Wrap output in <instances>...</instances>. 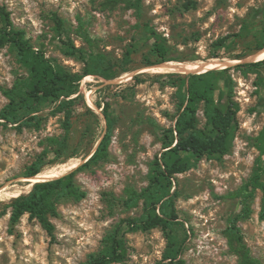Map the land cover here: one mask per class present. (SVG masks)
<instances>
[{"label":"rangeland","instance_id":"1","mask_svg":"<svg viewBox=\"0 0 264 264\" xmlns=\"http://www.w3.org/2000/svg\"><path fill=\"white\" fill-rule=\"evenodd\" d=\"M0 4L11 13L15 26L27 32L36 49L68 70L82 73L86 64L66 55L61 40L69 37L90 52L81 33L86 31L95 40L96 51L112 60L113 71L119 73L115 80L97 74L81 80L85 101L77 99L74 104L70 157L53 162L50 138H62L65 131L64 111H58L60 101L41 105L36 113L38 124L35 121L22 129L17 128L18 123L0 125V264H81L103 250L104 237L118 222L142 215L143 200L139 206L128 208L123 199L129 187L141 190L148 185L151 164L164 151L165 130L176 123L180 97L173 82L178 78L166 75L170 72L144 70L153 66L145 65L153 43L147 25L166 38L176 61L239 59L257 41L246 42L234 34L243 30L248 33L245 25L252 30L264 26V0H142L139 10L113 0H0ZM56 17L65 21L67 31L61 36L56 31ZM225 36H230L227 45H215ZM137 74L139 81L134 79ZM27 76V69L10 46L1 48L0 110L8 102L3 88L13 87ZM231 78L237 114L230 151L221 158H192L189 169L171 180L174 206L184 224L176 225L177 233L184 241L182 256L188 264H242V255L231 247L226 230L230 218L242 210L240 193L250 192L252 213L239 225L251 256L264 264L262 193L252 191L249 185L259 169L257 138L264 129V66L248 73L230 69L216 78L215 102L223 109L229 105ZM95 100L111 102L116 125L109 155L76 173V183L87 192L86 197L59 202L60 215L52 218L54 238L29 214L11 231L9 204L13 198L29 193L34 185L20 179L29 165L42 158V172L79 161L59 178L77 169L99 145L107 121ZM89 102L99 108H93L97 115L87 112ZM198 116L200 126H206L204 103ZM21 188L17 196L6 194ZM125 238L128 259L113 264H155L167 243L160 227L127 232Z\"/></svg>","mask_w":264,"mask_h":264},{"label":"trees","instance_id":"2","mask_svg":"<svg viewBox=\"0 0 264 264\" xmlns=\"http://www.w3.org/2000/svg\"><path fill=\"white\" fill-rule=\"evenodd\" d=\"M120 1L138 10L142 8V0H113L114 3ZM0 21V49L9 45L28 73L26 78L16 81L13 87L3 88V93L8 102L0 110V119H5V122H0V125L3 123V125L8 126L18 123L17 128L22 129L23 125H34L35 121L38 124L40 118L39 114L36 113L41 110V105L47 101H60L58 111H64L63 128L65 131L62 138H50V145L54 149L53 162H58L64 157H70L68 149L75 115L74 104L77 99L85 101L84 94L80 92L81 80L88 74L101 75L109 80L116 78L119 73L113 71L114 63L105 54L96 51L95 40L85 31L81 33L84 41L91 49L90 52L79 47L69 37L61 40L66 55L76 57L86 64L82 73L72 72L60 64L57 59L47 57L41 49H36L27 37V32L15 26L11 13L6 6L1 4ZM243 28L248 33L243 30L234 36L246 40V42L254 39L257 43L250 52L239 55V59H243L264 47V26L255 30L249 29L246 25ZM56 31L60 36L67 31L65 21L62 18L56 17ZM147 31L150 33L153 43L145 56V65L151 66L177 59L172 56V50L167 44L166 38L159 31L149 25H147ZM229 37L220 38L215 42V45L219 47L227 45ZM261 66H264V59L239 63L235 66L201 74H189L188 76L176 72L166 74L178 78V82L177 80L173 82V85L178 87L177 92L180 97L175 126L165 130L164 151L161 156L157 155L151 164L148 185L141 190L129 187L127 196L123 199V204L128 208L139 206L140 201L143 200V213L139 218H125L118 222L104 237L103 250L91 254L81 264L125 262L129 255L125 234L138 230L149 231L157 227L164 231L167 243L162 258L155 264H188L182 256L184 241L177 233L176 225L184 224L180 221V214L174 206V196L170 192L171 180L177 174L189 169L192 158L201 159L204 156L221 158L230 151L237 114V107L233 99L234 80L230 79L229 105L226 109L215 102V80L230 69L248 73L254 72ZM134 79L139 81L140 75H135ZM75 94L76 96L73 97ZM202 103H204L207 118L204 127L200 126L198 116ZM95 105L102 109L107 121L106 131L96 151L88 161L74 171L56 179L35 182L29 193L13 198L9 204L11 208V231L19 224L25 214H29L30 217L37 219L47 233L54 238L56 225L52 218L60 215L59 202L63 198L82 200L86 197L87 192L76 183V173L92 167L109 155V146L116 125L109 100H95ZM86 107L88 113L97 115L92 107ZM257 139V146L260 151L259 169L254 173L249 185L252 191L260 190L262 193L260 218L264 220V179H262L264 175V129ZM48 152L46 151L45 155ZM41 160L29 165L24 176L32 177L40 173ZM240 195H243L242 210L230 218L226 233L231 247L242 255V264H262L260 260L251 256L244 241V233L239 225L241 219L250 217L252 213L249 202L251 192L240 193Z\"/></svg>","mask_w":264,"mask_h":264},{"label":"bare ground","instance_id":"3","mask_svg":"<svg viewBox=\"0 0 264 264\" xmlns=\"http://www.w3.org/2000/svg\"><path fill=\"white\" fill-rule=\"evenodd\" d=\"M262 59H264V48L262 50H260L259 52L248 56L245 60L246 61H259ZM241 61L242 60H239V59H220V58H211V59H206V60H192V61L170 60V61H165V62H161V63L156 64V65H153L150 68H145L144 70H152L156 73L157 72H162V73L163 72H181V73H185V74L186 73L201 74V73H205V72L212 71V70L223 69V68H226L229 66L231 67L234 64H237L238 62H241ZM133 74H134V72L129 73L127 75L128 76L127 78H129L130 75H133ZM123 78L124 77L118 78V79H116V81L122 80ZM89 105L94 109H98L92 102H89ZM78 162L77 161L70 162V163L64 164L60 168L42 171L35 176L23 177L20 179L30 181L32 184H33V182L35 183V182H40V181L52 180V179H55L57 176H60L65 170H69L71 168H74L78 164ZM29 186H30V184H29ZM23 190H24V188H23ZM21 192H22V188L16 189L12 192L6 191V194L9 196H17Z\"/></svg>","mask_w":264,"mask_h":264},{"label":"water","instance_id":"4","mask_svg":"<svg viewBox=\"0 0 264 264\" xmlns=\"http://www.w3.org/2000/svg\"><path fill=\"white\" fill-rule=\"evenodd\" d=\"M264 48V47H263ZM263 48H261V49H259V50H257L256 52H254V53H257V52H259L260 50H262ZM254 53H252V54H254ZM252 54H250V55H252ZM250 55H248V56H250ZM247 56V57H248ZM247 57H245V58H243V59H240V60H242L241 62H238L237 64H239V63H245V62H253V61H246L245 59L247 58ZM234 65H236V64H234ZM96 149L97 148H95L84 160H83V162L82 163H85L86 161H88L89 159H90V157L94 154V152L96 151ZM33 184H34V182H33Z\"/></svg>","mask_w":264,"mask_h":264}]
</instances>
